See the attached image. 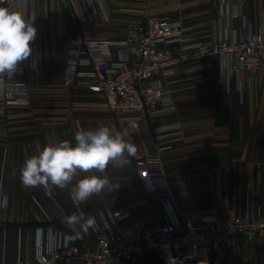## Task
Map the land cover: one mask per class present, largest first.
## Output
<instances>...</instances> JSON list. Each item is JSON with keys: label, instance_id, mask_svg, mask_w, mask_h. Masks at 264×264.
Masks as SVG:
<instances>
[{"label": "crops", "instance_id": "1", "mask_svg": "<svg viewBox=\"0 0 264 264\" xmlns=\"http://www.w3.org/2000/svg\"><path fill=\"white\" fill-rule=\"evenodd\" d=\"M173 2L171 8L157 10L154 0L35 1L33 51L12 78L29 86L32 103L0 117V184L9 198L0 212V264H17L20 259L36 263L43 238L58 243L68 240L84 251H94L110 215L118 211L126 215L121 221L124 225L153 229L169 222L167 207L148 190L134 164L109 165L103 175L111 187L79 205L86 216L95 218L87 232L80 224L67 222L77 209L70 197L71 186L47 190L22 186L19 170L26 158L49 144L74 143L77 131L101 126L126 132L125 138L137 147L134 159L159 157V168L166 175L189 182L192 207L174 210L183 226H198L212 215L224 221L230 209L240 216L247 210L264 214V74L243 70L240 89L234 80L228 91L221 81L218 56L186 62L178 67L176 82L170 85L174 109L149 118L114 113L102 94L64 82L74 39L123 40L145 15L180 20L197 39L216 42L219 9L214 0ZM242 12L253 32L264 27V0H246ZM177 124L180 136L174 132L157 136L155 128ZM161 142L170 147L160 150ZM55 264L88 263L74 258ZM129 264L166 263L152 251ZM196 264H264V240L247 242L237 236L220 256L210 252Z\"/></svg>", "mask_w": 264, "mask_h": 264}, {"label": "built area", "instance_id": "2", "mask_svg": "<svg viewBox=\"0 0 264 264\" xmlns=\"http://www.w3.org/2000/svg\"><path fill=\"white\" fill-rule=\"evenodd\" d=\"M36 0H15L19 10L34 19ZM246 0H214L219 9L218 38L206 44L190 34V27L180 20L145 15L128 29L123 40H92L78 37L72 42L65 64L64 82L68 86H84L102 94L114 113H137L149 118L174 109L170 85L180 65L216 55L220 58L221 81L230 91L243 70L264 74V27L253 32L242 12ZM6 6V0H0ZM237 21L241 22L238 26ZM22 68L20 67V70ZM29 86L11 79L0 88V117L12 109L31 105ZM176 130V131H174ZM159 138L170 132L180 136V126L155 128ZM172 134V133H171ZM179 137H176V140ZM170 145L161 142L160 150ZM161 159L127 157L124 165L134 164L149 191L168 210L169 222L153 229L141 224L124 225L121 211L110 215L98 237L94 251H84L66 240L63 243L41 239L36 263L19 260L17 264H55L81 258L88 264H129L134 257L157 252L166 264H196L207 253L221 255L224 246L235 237L245 241L264 240V214L247 210L242 216L230 209L220 221L206 216L198 226L185 227L177 219L175 209L193 205L188 181L170 177L159 168ZM147 176V177H145ZM9 204L8 195L0 184V212Z\"/></svg>", "mask_w": 264, "mask_h": 264}, {"label": "clouds", "instance_id": "3", "mask_svg": "<svg viewBox=\"0 0 264 264\" xmlns=\"http://www.w3.org/2000/svg\"><path fill=\"white\" fill-rule=\"evenodd\" d=\"M36 36L34 19L26 17L15 0H6V6H0V88L6 86L20 71V64L31 56V44ZM127 135L107 126L77 131L74 143L63 140L49 144L26 158L19 170L20 182L25 188L45 190L50 186L60 189L71 186L70 197L77 209L67 216V222L80 224L87 232L94 226L95 218L86 216L79 205L111 187L108 176L103 175L109 165L123 167L127 157L136 155L137 147L125 138Z\"/></svg>", "mask_w": 264, "mask_h": 264}, {"label": "rangeland", "instance_id": "4", "mask_svg": "<svg viewBox=\"0 0 264 264\" xmlns=\"http://www.w3.org/2000/svg\"><path fill=\"white\" fill-rule=\"evenodd\" d=\"M152 1L153 0H151V2ZM154 1H155L154 6L157 10H166L174 5L173 0L172 2L169 0H154Z\"/></svg>", "mask_w": 264, "mask_h": 264}]
</instances>
